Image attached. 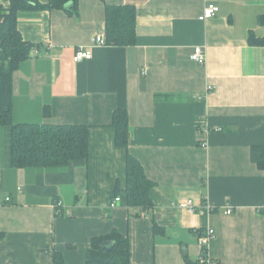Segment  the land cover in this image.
Here are the masks:
<instances>
[{
    "label": "crops",
    "instance_id": "0c3cea01",
    "mask_svg": "<svg viewBox=\"0 0 264 264\" xmlns=\"http://www.w3.org/2000/svg\"><path fill=\"white\" fill-rule=\"evenodd\" d=\"M209 4L218 14L199 20ZM120 5L136 8L135 45L96 46L106 6ZM263 10L264 0H78V15L20 11L18 30L38 54L13 74V122L89 126V157L16 169L10 128L0 127V264H53L54 251L85 264L92 238L113 232L128 238L131 264H185V252L201 258L209 228L210 260L264 264V172L251 160L264 145V45L249 43L264 38ZM197 47L204 65L191 59ZM80 48L93 58L75 63ZM117 109L129 115L128 152L154 183L152 210L123 194L108 206L126 179ZM189 200L195 213L182 207Z\"/></svg>",
    "mask_w": 264,
    "mask_h": 264
},
{
    "label": "trees",
    "instance_id": "16d2710c",
    "mask_svg": "<svg viewBox=\"0 0 264 264\" xmlns=\"http://www.w3.org/2000/svg\"><path fill=\"white\" fill-rule=\"evenodd\" d=\"M69 10L78 15V0H10L8 8L0 7V127H9L11 134V165L16 169L64 168L72 161L89 157L90 127L82 125L15 124L13 108V74L22 62L30 58L34 46L26 43L18 30V13L24 10ZM264 24V10L259 15ZM137 12L132 5L106 6L105 37L108 45L132 46L136 43ZM254 46L264 45V38L254 34L249 37ZM49 114V108L44 111ZM111 127L115 132V145L125 149L126 179L122 190L117 185L111 199L123 194L129 207L152 210L151 189L154 183L147 177L140 162L129 152L130 125L125 109L113 113ZM251 160L264 172V145L251 148ZM155 231L159 227L154 223ZM2 235L0 234V237ZM219 264L208 258L203 247L201 258L191 259L184 253L185 264ZM53 264H66L63 256L53 252ZM85 264H131L130 244L127 237L117 232L94 237L86 251Z\"/></svg>",
    "mask_w": 264,
    "mask_h": 264
},
{
    "label": "built area",
    "instance_id": "2783aa9c",
    "mask_svg": "<svg viewBox=\"0 0 264 264\" xmlns=\"http://www.w3.org/2000/svg\"><path fill=\"white\" fill-rule=\"evenodd\" d=\"M219 12V7L215 4H209L207 5L204 10L202 15L199 17V20L201 21H206L208 19H211L213 17H215ZM94 43L96 46H106L107 41H106V37H105V33L100 34L98 36L95 37L94 39ZM31 54L34 56L35 54H38V49L34 48L31 51ZM93 58V52L89 49H83L80 48L76 51L74 57H73V61L75 63H79L82 62L84 60H91ZM191 59L193 61H195L196 63H198L199 65H204L206 62V58H205V54L203 52V49L200 47L195 48L194 53L191 56ZM122 202V197L118 196L113 198L110 203H109V208L110 209H114L116 208L120 203ZM182 207L184 208H188L189 211L191 213H195L196 209L194 207V203L193 201L189 200L186 203L182 204ZM62 208H63V204L60 201H57L54 205H53V209H54V214L55 216L59 217L62 214ZM227 214H231L232 210L231 209H227L226 210ZM216 233L214 231V229L209 228L207 229L205 232L200 233V237H199V241L201 243V245L205 248H207V245L215 238ZM208 264H211V262L208 260Z\"/></svg>",
    "mask_w": 264,
    "mask_h": 264
}]
</instances>
